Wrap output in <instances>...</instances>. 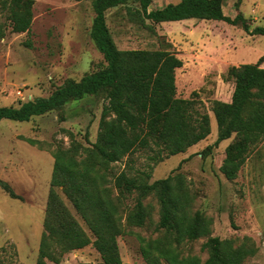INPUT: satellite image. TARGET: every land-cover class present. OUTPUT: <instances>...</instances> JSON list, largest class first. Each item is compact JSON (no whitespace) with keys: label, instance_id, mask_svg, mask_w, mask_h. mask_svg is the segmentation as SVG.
I'll list each match as a JSON object with an SVG mask.
<instances>
[{"label":"trees","instance_id":"trees-1","mask_svg":"<svg viewBox=\"0 0 264 264\" xmlns=\"http://www.w3.org/2000/svg\"><path fill=\"white\" fill-rule=\"evenodd\" d=\"M240 2L236 1V9ZM33 4L34 0H0V42L8 28L13 33L30 29ZM91 4L94 16L89 34L103 56V65L79 80L67 79L48 97L27 100L18 107L0 106V120L27 121L60 110L72 100L100 95L105 100L93 143L83 145L69 133L68 146L57 145L51 150L53 169L36 264H59L64 254L88 244L99 253L101 264H127L121 259L117 237L124 232L123 219L126 226L138 227L151 221L150 205L144 203L149 195L156 197L159 217L156 237L138 236L140 254L147 264H244L257 253L255 243L247 236L235 243L232 238L211 235L212 219L193 210L195 195L179 171L181 161L169 175L153 181L148 171L112 172V163L139 150L152 151L148 158L156 163L163 160V155L185 152L210 134V118L197 110L195 99L177 96L175 70L182 66V60L167 48H118L107 25L106 12L111 8L125 9L131 22L151 31L153 27L146 20H221L258 35H264V26L250 29L240 11L233 17L226 15L223 0H178L155 9H149L151 0H92ZM263 61L261 55L255 63L229 66L226 76L234 82L231 99L212 101L217 137L200 155L208 156L221 141L231 138L219 167L227 180L237 177L254 151L264 162ZM0 186L11 197L22 199L6 181L0 179ZM56 188L72 204L93 239ZM129 198L132 204L127 202ZM201 237H207L202 245L208 252L205 261L196 255H182L183 242ZM0 264L19 263L0 257Z\"/></svg>","mask_w":264,"mask_h":264},{"label":"rangeland","instance_id":"rangeland-1","mask_svg":"<svg viewBox=\"0 0 264 264\" xmlns=\"http://www.w3.org/2000/svg\"><path fill=\"white\" fill-rule=\"evenodd\" d=\"M178 0H151L149 9ZM223 0V12L233 17L241 12L250 29L264 26V0ZM92 0H34L30 29L10 32L0 42V106L18 107L27 100L48 97L67 79L79 80L104 63L102 54L90 38L94 12ZM132 6L137 7L135 3ZM4 21V17L1 16ZM107 25L120 49L167 48L182 60L175 70L177 96L193 98L195 107L210 118V134L185 152L166 156L156 163L149 150L112 163V172L130 174L148 171L150 181L169 175L180 163L179 171L195 195L193 210L212 219V236L232 238L240 243L244 236L253 240L258 251L244 264H264V162L252 152L234 180L219 171L230 139L221 141L202 158L200 152L217 137L212 101L231 99L234 82L227 78L231 65L255 63L264 55V35L246 32L239 25L221 20L186 19L150 23L153 31L131 22L125 9L106 12ZM264 67V61L261 64ZM102 95L67 102L62 109L33 116L27 121L0 120V179L22 197H11L0 186V257L19 264H36L43 218L53 169L51 150L68 146L69 133L89 146L96 140L103 105ZM33 139L35 144L26 139ZM111 178V176H109ZM72 214L93 239L74 207L56 188ZM116 192V191H115ZM133 199L127 202L132 204ZM150 205L151 221L144 226H126L117 237L121 259L127 264H147L140 254L138 236L156 237L159 205L154 195L144 199ZM207 237L181 244L182 255L208 257L202 248ZM47 264H54L47 261ZM59 264H101L92 244L64 254Z\"/></svg>","mask_w":264,"mask_h":264}]
</instances>
